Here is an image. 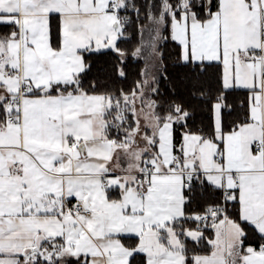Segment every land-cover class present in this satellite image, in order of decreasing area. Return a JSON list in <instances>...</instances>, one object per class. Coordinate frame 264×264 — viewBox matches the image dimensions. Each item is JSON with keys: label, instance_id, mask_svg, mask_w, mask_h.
Listing matches in <instances>:
<instances>
[{"label": "snow or ice", "instance_id": "snow-or-ice-1", "mask_svg": "<svg viewBox=\"0 0 264 264\" xmlns=\"http://www.w3.org/2000/svg\"><path fill=\"white\" fill-rule=\"evenodd\" d=\"M0 264H264V0H0Z\"/></svg>", "mask_w": 264, "mask_h": 264}, {"label": "trees", "instance_id": "trees-1", "mask_svg": "<svg viewBox=\"0 0 264 264\" xmlns=\"http://www.w3.org/2000/svg\"><path fill=\"white\" fill-rule=\"evenodd\" d=\"M168 52H169V54L172 53L171 45L168 48ZM136 71H137L136 62L135 61L130 62V64H129L130 77L132 75H134ZM214 73H215V69H210L209 70V79H214ZM232 99L238 103L240 100L243 99V96L242 95H237V96H234Z\"/></svg>", "mask_w": 264, "mask_h": 264}]
</instances>
